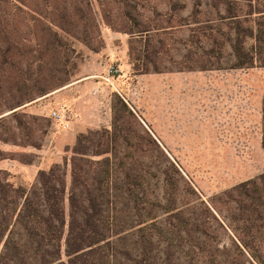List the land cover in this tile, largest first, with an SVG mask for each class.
Masks as SVG:
<instances>
[{
    "label": "rangeland",
    "instance_id": "rangeland-1",
    "mask_svg": "<svg viewBox=\"0 0 264 264\" xmlns=\"http://www.w3.org/2000/svg\"><path fill=\"white\" fill-rule=\"evenodd\" d=\"M191 9L190 0L1 5L0 56L6 51V61L0 66V178L31 188L40 170L63 165L79 134L109 129L116 118L132 136L145 139L148 132L229 224L235 205L221 194L264 172V67H229L228 55L217 50L199 61L197 28L184 25ZM202 62L215 67L199 69ZM111 66L120 70L118 76L108 75ZM40 89L49 92L16 108L18 117L9 115L10 105ZM53 110L63 119L54 120ZM129 147L155 149L147 140L113 146ZM219 241L232 247L226 232L220 231ZM252 245L257 260L264 261L258 252L264 240Z\"/></svg>",
    "mask_w": 264,
    "mask_h": 264
},
{
    "label": "trees",
    "instance_id": "trees-1",
    "mask_svg": "<svg viewBox=\"0 0 264 264\" xmlns=\"http://www.w3.org/2000/svg\"><path fill=\"white\" fill-rule=\"evenodd\" d=\"M7 1L19 0L0 6ZM190 1L184 25L197 28L199 61L217 50L228 55L229 67H264V0ZM1 24L0 16L3 31ZM204 63L199 69L215 67ZM48 92L29 93L9 115L18 117L16 108ZM261 118L264 146V99ZM123 131L114 118L109 129L79 134L63 165L40 170L29 189L0 178V264H264L252 245L264 240V172L221 194L235 205L226 224L148 132L144 139ZM142 140L155 149L113 148ZM220 231L231 248L220 244Z\"/></svg>",
    "mask_w": 264,
    "mask_h": 264
},
{
    "label": "built area",
    "instance_id": "built-area-1",
    "mask_svg": "<svg viewBox=\"0 0 264 264\" xmlns=\"http://www.w3.org/2000/svg\"><path fill=\"white\" fill-rule=\"evenodd\" d=\"M119 71H120V70H119L118 68L111 66V67L108 69V72H107V73H108L109 76L114 77V76H118V75H119ZM51 117H52L54 120H56V121H60V120L63 119V114H62L61 111L53 110V111L51 112Z\"/></svg>",
    "mask_w": 264,
    "mask_h": 264
}]
</instances>
